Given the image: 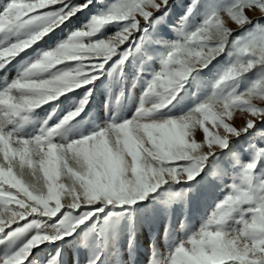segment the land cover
Listing matches in <instances>:
<instances>
[{
    "label": "snow or ice",
    "instance_id": "obj_1",
    "mask_svg": "<svg viewBox=\"0 0 264 264\" xmlns=\"http://www.w3.org/2000/svg\"><path fill=\"white\" fill-rule=\"evenodd\" d=\"M173 7L171 0L0 5V264H65L69 245L73 264L81 249L86 264H122L110 255L119 254L125 232L128 254L135 251L146 201L169 210L188 202L191 190L217 182L226 191L207 218L191 231L179 222L184 238L171 240L166 253L153 249L148 264H264V144L253 142L264 140V106L254 103L264 102V22L249 16L264 15V0H189L172 25L176 38L166 40L161 29ZM93 9L86 24L39 48ZM109 25L116 31L106 35ZM129 67L132 87L142 92L126 116ZM105 76L109 90L120 88L115 111L81 131ZM184 102L187 111L174 113ZM61 105L68 109L62 116ZM237 111L250 116L240 128L228 122ZM242 136L251 138L246 148ZM41 246L53 253L41 258Z\"/></svg>",
    "mask_w": 264,
    "mask_h": 264
},
{
    "label": "rangeland",
    "instance_id": "obj_2",
    "mask_svg": "<svg viewBox=\"0 0 264 264\" xmlns=\"http://www.w3.org/2000/svg\"><path fill=\"white\" fill-rule=\"evenodd\" d=\"M5 2L6 0H0V5ZM106 2H112V0H106ZM171 3L174 5V7L171 10L167 23L161 29V34L166 40L176 38L175 29L172 27V25H177L179 23L180 17L184 14L185 7L189 3V0H171ZM95 11L96 9H93L91 12L74 17L72 23L67 27H64L63 31L58 29L56 30V34L52 36L51 39L45 38L44 41H41L39 43V48H47L50 45H54V43L59 39L66 38L71 31L86 24L91 14H94ZM249 16L253 19L260 18L261 22H264V15H262L259 10L250 12ZM225 20L227 22L226 16ZM227 26L232 28L234 31L236 30V25L231 22H228ZM104 31L106 35L114 34L116 29L114 26L109 25L106 26ZM29 54L34 53H32V50H29ZM24 59H26V57L22 56L21 58H18V62H15L11 66L10 71L6 74V78L10 80L11 78L15 77L20 64L23 63ZM226 60L227 57L220 58L219 62L216 64V67H214L211 71L205 70L203 78L209 81L212 80L216 74L217 68L223 66ZM154 66L158 67V65ZM127 72L128 82L125 85L124 97L122 100V104L125 106L124 114L126 116L131 115V111H134V106L138 104L139 96L142 92V87L140 85L135 88L132 87L135 69L129 67ZM3 78L4 76L0 75V80ZM102 81L104 83L98 82V85L94 90V95L90 100V107L86 109L87 115L82 114V125L77 126V128L81 131L87 132L93 129L96 125L102 124L106 119L110 118L113 111H115V100L119 95L120 88L118 85H113L111 90H109L105 86L108 83V78L106 76L102 77ZM190 91H195V89H191ZM73 99L79 100V96H75ZM254 103H257L259 106H264V102L260 100H255ZM105 104L109 105L108 109L105 108ZM190 106V103L184 102L178 106L177 109H173V112L179 114V109L181 107L184 111H187L188 107ZM67 110L68 109L66 105H61L57 108V112L60 116H62ZM51 111V108H47V112H41L40 117L35 118L37 127L38 120L45 118L46 115ZM248 118H250L248 113L237 111L234 112L232 119L228 122L234 127L240 128L244 126ZM55 119H57V117H53V120ZM51 122L52 121L49 123ZM257 123L259 124L260 121L257 120ZM220 131H222V129H220ZM194 136L197 142L202 141V129H196ZM250 139V137L242 136L239 143L246 148L247 141ZM253 142L264 144V140H261L259 137H257ZM245 155H247V153H245ZM227 182L230 183V179ZM225 191V183L222 182H217L215 185L207 188H201L200 190L193 189L188 193V202L174 203L169 210H164L163 206L158 201H146L145 203L148 205V207L146 210L142 209L140 211V219L135 232V251L131 255L128 254L127 234L125 232V234L121 237L119 254L115 255L114 257L110 255V259L120 261L122 264H148L153 249L161 253H166L171 240H179L184 238L185 228L181 227L179 222H184V224L187 225L189 231L197 229L200 223H202L203 220L206 219L211 213L215 202L219 198H222V196L225 194ZM133 215H135V213ZM29 219H31V217H29ZM20 223L23 224L24 221H21ZM3 250L4 246L0 245V252ZM51 253H53V249L50 246H41L39 252L41 258H44ZM75 255L76 252L72 246L69 245L64 247L63 259L65 264H73V258ZM86 257V251L81 249L78 254L80 264H86Z\"/></svg>",
    "mask_w": 264,
    "mask_h": 264
}]
</instances>
